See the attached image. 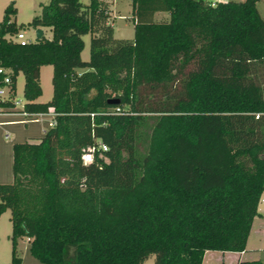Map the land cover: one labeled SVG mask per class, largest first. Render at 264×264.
<instances>
[{
	"label": "trees",
	"instance_id": "16d2710c",
	"mask_svg": "<svg viewBox=\"0 0 264 264\" xmlns=\"http://www.w3.org/2000/svg\"><path fill=\"white\" fill-rule=\"evenodd\" d=\"M255 1L130 0L127 38L113 36L100 0H48L26 25L50 37L24 42L9 37L23 23L5 4L0 65L13 88L22 74L23 110L54 112L40 136L11 143L12 179L0 182L7 264L20 263L22 237L41 264H141L150 254L153 264H200L205 250H243L264 190ZM42 64L51 95L37 101Z\"/></svg>",
	"mask_w": 264,
	"mask_h": 264
},
{
	"label": "rangeland",
	"instance_id": "374dc122",
	"mask_svg": "<svg viewBox=\"0 0 264 264\" xmlns=\"http://www.w3.org/2000/svg\"><path fill=\"white\" fill-rule=\"evenodd\" d=\"M9 0H0V18L2 9ZM48 0H13L16 12L11 17L16 23H23L18 31H21L25 40L35 39V28L26 25V22L40 10V4L46 3ZM82 4L88 3L89 0H79ZM101 4L108 10V23L113 26V36L115 37H131L133 32V23L130 18V0H100ZM208 1V0H203ZM255 8L259 16L264 20V0H256ZM167 16L165 11H157L154 18ZM43 35L50 37L48 27H42ZM83 47L80 51L82 59L88 58V40L89 33L82 35ZM51 65L42 64L39 68V84L41 93L36 97L37 101H46L51 95ZM23 76L21 73L16 75L15 81V97L18 103L15 109H21L23 97L21 87ZM264 93V89H263ZM28 120L24 122L23 120ZM51 117L49 115L40 116H22L18 112L0 114V182H9L12 179L9 159L11 160V143L13 141H23L26 139H34L40 136L43 131L50 125ZM8 140H10L8 142ZM144 143L138 145L143 150ZM5 174V175H4ZM261 200L264 194L260 195ZM260 206L264 207V201L260 202ZM260 229V230H259ZM10 232L9 210L5 209L0 213V264H7L10 258V241L8 234ZM17 243V255L20 257L19 264H41V262L32 256L27 248L25 237L19 238ZM234 253L214 250L210 255L203 254V264H233ZM256 258L264 262V224L255 219L250 228L249 236L244 245V252L240 259ZM141 264H153V254L148 255Z\"/></svg>",
	"mask_w": 264,
	"mask_h": 264
},
{
	"label": "built area",
	"instance_id": "2783aa9c",
	"mask_svg": "<svg viewBox=\"0 0 264 264\" xmlns=\"http://www.w3.org/2000/svg\"><path fill=\"white\" fill-rule=\"evenodd\" d=\"M10 38L19 40L20 42L26 41L24 39V35L21 31H18L14 35H9ZM6 100H10L12 102L11 108L2 105V102H5ZM18 103V99L15 97V88L12 87L9 69L6 67H3L0 65V114L4 113H14L18 112L22 116H40V115H49L51 117L50 124L52 123V115L54 114L51 107L47 109L45 112H27L22 109V103H21V109L16 110L14 107ZM28 119L25 118L23 121L26 122ZM102 149H105V145L100 143L99 144ZM93 150L92 146L86 147V149L81 154V158L83 161H89L91 160V152Z\"/></svg>",
	"mask_w": 264,
	"mask_h": 264
},
{
	"label": "crops",
	"instance_id": "0c3cea01",
	"mask_svg": "<svg viewBox=\"0 0 264 264\" xmlns=\"http://www.w3.org/2000/svg\"><path fill=\"white\" fill-rule=\"evenodd\" d=\"M208 1H210V2H212V1H215V0H208ZM256 2V1H255ZM156 14V12L154 13V15ZM40 28H42V27H40ZM42 34H43V30H42ZM127 38H129V37H127ZM40 68V67H39ZM77 70H80V68H76ZM10 140H8V142H9ZM9 163H11V160L9 159ZM5 175V174H4ZM264 194V190H262L261 192H260V194H259V197H258V200H257V204H256V210H257V212H258V214H255L253 217H252V219H251V222H250V226H249V230H248V233H247V236H246V238H245V243H246V241H247V237L249 236V232H250V228H251V224H252V222L255 220V219H257V221L260 223V225H262V224H264V218H263V216H264V207H262V206H260V202H263L264 201V198L261 200V198H260V195H263ZM260 230V229H259ZM25 240L27 241V238L25 237ZM19 241V240H18ZM18 241H17V243H18ZM245 245V244H244ZM214 250H205V251H203V254L204 253H207V254H211L212 252H213ZM226 252H232V253H234V261L236 260V259H240V256L243 254V252H244V248H243V250H241V251H238V252H236V251H220V253H226ZM242 259V258H241ZM245 259V258H244ZM203 262H204V259H203V256H202V260H201V263L200 264H203Z\"/></svg>",
	"mask_w": 264,
	"mask_h": 264
},
{
	"label": "water",
	"instance_id": "95a60500",
	"mask_svg": "<svg viewBox=\"0 0 264 264\" xmlns=\"http://www.w3.org/2000/svg\"><path fill=\"white\" fill-rule=\"evenodd\" d=\"M42 35V29L40 27H36L35 28V38H39ZM109 102H117L118 98H109L108 99Z\"/></svg>",
	"mask_w": 264,
	"mask_h": 264
}]
</instances>
